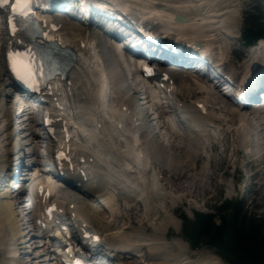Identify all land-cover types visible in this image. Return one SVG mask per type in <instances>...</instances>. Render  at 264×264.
<instances>
[{
    "label": "bare ground",
    "instance_id": "obj_1",
    "mask_svg": "<svg viewBox=\"0 0 264 264\" xmlns=\"http://www.w3.org/2000/svg\"><path fill=\"white\" fill-rule=\"evenodd\" d=\"M109 1L116 2L118 0ZM232 1L141 0L140 2H149V4L156 2L167 6L168 9L166 11L169 12L161 11L156 6L155 8L153 6L152 8L146 6L149 9V16L153 17L152 20L162 24L161 30L167 31V26L173 31H180L186 35L203 34L208 36V38L217 40L219 39L218 35L220 31L232 34V28L236 29L237 27L233 21V16L236 14L235 7H232V9L230 6H225L226 3H223L224 8L220 5L222 2ZM202 4L204 6H201ZM218 4L222 6V9L219 8L220 6L218 7ZM123 8H127V6H123ZM176 13L187 16L188 22L185 24L174 22L173 16ZM65 29H68V27L66 26ZM78 31L82 35H78L74 31H70L68 35H65V43L71 46L85 43L86 48L89 46V49L94 46L90 51L93 50L94 57L99 58L102 55V58H104L106 71H108L113 81L118 84L117 89L119 91L120 102L125 105L129 113L127 114V112L117 109L109 115L102 112L99 100L95 95L96 87L92 80L93 77H91V70L82 66L80 59L74 62V69L72 70L74 75L71 79L72 85L68 89L70 103L65 101L63 106L68 113L67 117L72 125L70 131V136L72 137L70 141L71 150L77 161L79 157H83V162L80 164H82V170L87 171V181L83 182L80 187L82 190L80 191H69L59 188L58 194L60 199L68 202L69 206L73 205V208L78 212L77 217L95 229L108 231L112 227L111 229L115 231L117 227L114 226V223L111 225L110 223L119 216L120 212L118 213V211L122 209L121 203H117L116 201L122 202L127 208L132 209L134 204H136V197L142 198L146 222L149 227L147 228L146 224H142V226H145L144 228L148 232L151 230V233H146L145 229H141L142 227H133L134 229L124 227L122 231H113L111 235L118 241L120 248L118 253L110 255L112 264H132L128 261L131 254H138L140 257L142 253L144 264H182L187 259L179 257V254H185V247L181 245V242L174 240L179 251L176 255L170 254V247L157 243L167 238L168 228L175 231L178 230L175 211L170 212L175 216L173 217L170 214L164 215L158 209L163 206L164 200H170L172 203L176 198L173 196L174 194L166 191L162 186V177H167L168 174L160 172L156 176L155 172L148 171V161L151 163L153 160H157V164H161L163 169L166 168L171 172L169 176L176 173L178 178L182 177V172L196 163L195 158L199 150L196 134L190 130L183 131L178 123L173 120L180 138L171 134L170 141L165 144L155 131L153 123L151 124L150 120L152 119H150L149 113H145L143 108L139 107L135 93H132L131 88L128 87L126 79L130 66L124 65V70H122L120 65L122 59H117L115 52L108 47L104 40H100L94 32L91 34L88 31L92 36V39H89L87 38V34L84 35V28H80ZM218 43V46L222 48L223 43L220 40H218ZM261 47L264 49V42L259 43V48ZM89 49L84 52L88 54ZM14 61L15 59L11 58V62L13 63ZM246 62H249V60H245L244 65ZM244 65L239 68L234 67L233 75L240 76L244 72ZM81 66L83 69L80 72L75 70ZM248 68L250 67L248 66ZM25 71L24 68L23 72ZM7 81V77L1 70L0 63V124L4 125L0 131V136L4 138V143L0 144V147L3 148L0 150V169L8 165L11 167L12 161L13 167L15 165L18 166L24 154H27L24 151L27 148L26 145L20 143L18 127L29 113L25 109L24 113L18 115L16 112H11L8 109L5 104L8 99V94L5 91L9 87ZM191 86L192 88L183 89L179 94L174 92L172 96V101L179 104L182 108L181 115L183 116L181 118L189 120L192 127L205 139L210 137L205 129V125L218 126L224 132L223 128L226 125H230L228 124V120H224L225 123H220L214 116L198 115L194 109L196 108V104L201 102L196 101L195 103L191 101L197 95H202V99H208V106L209 104L215 105L218 104L217 96L222 99L224 94H221L222 92L218 87L210 86L211 90L215 91V93H212L206 84L203 85L202 92H196L194 88L197 87ZM177 95L181 96V100L177 98ZM214 109L217 110L216 108ZM218 109H221V107L219 106ZM229 113L225 112V115L231 116L233 120L241 116L242 120L240 123L233 124L234 129L227 130L229 133H233L236 141H238L231 148V156L225 158L230 160L234 157L235 159L238 154H242L244 149L248 151L255 150V144L258 142L257 139L261 141L258 143V148L260 149L259 151H262L264 157V111L253 114L255 122L247 119V116L242 114L244 112L232 111V113ZM162 123L164 124V122ZM22 124L23 126L25 125L24 123ZM255 129L257 130L255 131ZM227 131L225 130L224 133H227ZM223 135L221 138L225 139L226 137ZM250 135H254L255 137L251 140L249 138ZM212 143L213 141H211ZM229 147L230 145H228ZM136 151L143 153L144 156H138ZM31 155H37L36 151L32 152ZM199 157L201 161L205 160L203 154H200ZM263 161L264 159H260L261 163ZM207 162H211V159L208 158ZM212 163L214 162L212 161ZM22 177L24 175H19L8 185L5 181L1 184L2 180H0V250L3 251L4 255L9 256L7 264H33L30 262L32 259H28L26 248L29 246L26 243L30 241L27 237L31 235V239H33L34 234L26 232V227L23 226V222L14 209L15 200H19L25 195V185L28 179L25 180ZM204 178V185L213 181V177L210 174L204 175ZM164 180L166 179L164 178ZM198 183L200 185L201 182ZM12 184H15L19 189L17 193H14L11 189ZM168 184L169 182L165 181L164 186L168 188ZM171 187H169V190ZM204 191H208L206 186L204 187ZM185 197H187L186 194ZM172 199L173 201H171ZM102 203L108 210L112 209L114 211L112 220L109 219V213L102 210ZM132 221L136 223L135 220ZM165 230L166 232L164 233ZM201 256H198L195 264H223L216 256L208 257L209 260L207 258L202 259ZM126 261L129 263H126ZM38 264H41V261ZM185 264L190 263L186 262Z\"/></svg>",
    "mask_w": 264,
    "mask_h": 264
},
{
    "label": "rangeland",
    "instance_id": "obj_2",
    "mask_svg": "<svg viewBox=\"0 0 264 264\" xmlns=\"http://www.w3.org/2000/svg\"><path fill=\"white\" fill-rule=\"evenodd\" d=\"M221 3V2H220ZM230 6V8L235 7L236 14L233 16V21L235 24H237L239 27L240 33L244 30L245 24L244 19L247 14L256 16L259 21L262 22L264 25V0H233L232 2H222L220 5L223 6ZM218 4V7L220 6ZM220 6L219 8H221ZM222 9V8H221ZM233 9V8H232ZM237 34V32H235ZM239 42L240 40L236 41L234 44L236 45V48H239ZM227 44H224V49L226 53V57L228 55L230 56L231 61L233 62L234 59V53L233 48L230 49L227 48ZM231 52V54H229ZM235 64V62L233 63ZM244 65V62L241 64V66ZM239 68V67H238ZM197 92V90H196ZM222 94V93H221ZM201 95H197L196 97H199ZM217 96V95H216ZM217 99H220L217 96ZM222 100V99H221ZM22 102V101H19ZM18 102V103H19ZM24 104V103H23ZM19 106V105H18ZM21 106V105H20ZM17 107V103L15 102V99L12 101V104L9 105V110L16 112L18 115L21 114V110L27 109L29 112V109L26 107ZM216 107H219V104H216ZM19 108V109H18ZM222 111L224 112H230L236 111L234 108H223L221 106ZM230 109V110H229ZM151 112L153 115L150 116L151 124H154V127L156 128V132L161 137L163 141H166L169 138L171 134L165 133V129L163 127L162 121L163 116L162 113L159 112V110L155 107H152ZM229 113V114H230ZM226 120H228V124L232 125H226L225 128H223L224 132L225 130H231L234 129L233 124L240 123L241 122V116L239 118H235V120L231 119V116L228 115L226 117ZM230 118V120H229ZM225 123V122H224ZM223 131H217V133L220 134L222 137H226L225 139L220 138L219 143L217 144V149L213 148L212 150L203 149L199 150L200 153L205 155V160L201 161V158L199 157L200 153L198 152V155L195 158V162L193 166H190L186 171L182 172V177L177 176V174H172L167 177H164L166 180H162V186L166 191H170L171 194H174L175 200L173 199L165 201L163 203L162 207H159L158 209L160 212H162L164 215H173V213H170L171 211H175V216L173 217L177 218V224H178V230L175 231L171 228H168L167 230V238L158 241L159 244H164V246L170 247L169 251L170 254L176 255L179 253L176 246V241L181 242V245L184 246V255L179 254V257L182 259V264H185L186 262L190 264H195L196 260L198 259V256H201L202 259H208V257L216 256L223 264H227L224 262V260L217 254L216 250L210 249L208 247L202 246L200 249L197 250H191L189 247V244L184 240L182 236V228H183V221L181 219L182 216L186 218L188 221H191L194 217L195 213H202V214H215L216 209L220 208L222 205H224L226 202H240V209H242V212L247 215V217H254L255 219H258L262 222L263 228H264V161L258 167V174L256 175V183L253 184L249 189L246 187L244 188L242 185L239 184V172L242 168V166L245 165L244 159L242 154L235 157H232L230 160H227L226 158L231 156V148L236 144V140H234V134L224 133ZM165 133V135H164ZM166 135L168 137H166ZM4 138L1 137L0 144L4 143ZM258 143L256 142L255 148L260 150L258 148ZM228 145L230 147L228 148ZM9 148V147H8ZM26 152V151H25ZM205 152H207L205 154ZM27 153V152H26ZM29 153V152H28ZM227 155V156H226ZM226 157V158H225ZM211 159V162H207V160ZM262 160V159H261ZM212 161L214 163H212ZM210 168V169H208ZM36 171V170H35ZM35 173V172H34ZM32 174L31 171L27 172V175ZM210 174L213 177V181H210L207 185L205 184V178L204 175ZM194 177V178H193ZM196 177V178H195ZM177 180V181H176ZM165 181L169 182L168 188L164 186ZM173 182V183H172ZM198 182H201L200 185ZM172 186L169 190V187ZM188 186V187H187ZM193 186V187H191ZM206 186L207 192L204 191V187ZM198 187V188H197ZM200 188V189H199ZM191 189V190H190ZM196 189V190H195ZM172 190V191H171ZM177 193V194H175ZM189 192V193H188ZM185 194L187 197H185ZM190 194V195H189ZM241 194H243V197H241ZM171 198V197H170ZM122 209L118 211L119 216L115 218L113 221L114 226L117 227L115 229L116 231H120L124 227H129V229L134 228H141L145 229L146 233H151V230H148L144 228L145 226L148 228L149 225H147L146 222V215H145V209L144 206L136 202L134 206L131 208L125 207V205L121 206ZM132 214V215H131ZM129 215V216H128ZM132 220H135L136 223H133ZM132 222V223H131ZM142 224H146L144 227ZM134 227V228H133ZM166 230L164 231V233ZM148 234V235H149ZM168 242V243H167ZM174 243V245H172ZM173 246V247H172ZM172 247V248H171ZM174 252V253H173ZM136 258H131L128 260L132 264H144L143 263V253L140 254L142 256H138V254H135ZM183 256V257H182ZM132 257V256H131ZM3 255L0 254V264H5V259ZM126 261V263L128 262ZM128 262V263H129ZM39 263V262H38ZM37 263V264H38ZM34 264V263H33ZM181 264V263H180Z\"/></svg>",
    "mask_w": 264,
    "mask_h": 264
},
{
    "label": "trees",
    "instance_id": "obj_3",
    "mask_svg": "<svg viewBox=\"0 0 264 264\" xmlns=\"http://www.w3.org/2000/svg\"><path fill=\"white\" fill-rule=\"evenodd\" d=\"M245 41L264 36L263 26L252 16L245 21ZM238 202H226L215 214L184 216L182 236L193 250L202 246L216 250L228 264H264V228L260 220L247 217Z\"/></svg>",
    "mask_w": 264,
    "mask_h": 264
},
{
    "label": "snow or ice",
    "instance_id": "obj_4",
    "mask_svg": "<svg viewBox=\"0 0 264 264\" xmlns=\"http://www.w3.org/2000/svg\"><path fill=\"white\" fill-rule=\"evenodd\" d=\"M4 0H0V4H2ZM24 7H27V0H14L12 3V9L13 11H16L18 8L23 9ZM11 59V54H10Z\"/></svg>",
    "mask_w": 264,
    "mask_h": 264
},
{
    "label": "water",
    "instance_id": "obj_5",
    "mask_svg": "<svg viewBox=\"0 0 264 264\" xmlns=\"http://www.w3.org/2000/svg\"><path fill=\"white\" fill-rule=\"evenodd\" d=\"M176 20H177V21H180V22L185 21V19H184L183 17H181V16H177V17H176Z\"/></svg>",
    "mask_w": 264,
    "mask_h": 264
}]
</instances>
